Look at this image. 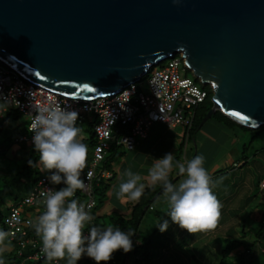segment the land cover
Instances as JSON below:
<instances>
[{"label": "water", "instance_id": "1", "mask_svg": "<svg viewBox=\"0 0 264 264\" xmlns=\"http://www.w3.org/2000/svg\"><path fill=\"white\" fill-rule=\"evenodd\" d=\"M178 54L212 89L200 127L264 126V0H0V62L58 95L115 94Z\"/></svg>", "mask_w": 264, "mask_h": 264}, {"label": "clouds", "instance_id": "2", "mask_svg": "<svg viewBox=\"0 0 264 264\" xmlns=\"http://www.w3.org/2000/svg\"><path fill=\"white\" fill-rule=\"evenodd\" d=\"M125 92L129 94L127 90ZM35 110L28 130L34 133L32 142L38 153V164L52 173L49 177L52 185H64L41 194L45 211L32 225L42 241L41 251L46 259L77 264L86 255L95 264H102L111 260L113 253L120 249L124 253L130 252L133 249L131 237L135 234L131 231L125 232L113 226H92L85 235L86 224L94 219L90 214L92 206L87 205L86 210L84 204L72 198L78 189L86 187L81 174L86 167L88 147L81 140L78 112L67 110L58 102ZM204 159L203 155H196L190 161H176L174 165L173 153H166L155 159L149 169L151 184L163 187V196L169 205L167 215L173 223L191 234L214 230L221 217L222 204L212 191L213 181L203 166ZM29 165H34L31 160ZM174 166L184 177L178 184L169 180ZM123 175L125 179L118 185L117 198L138 201L145 188L141 175L131 168ZM90 177L91 173H88L87 179ZM158 226L161 232L166 231L168 220ZM7 235L0 231V243ZM0 264H4L3 260Z\"/></svg>", "mask_w": 264, "mask_h": 264}, {"label": "built area", "instance_id": "3", "mask_svg": "<svg viewBox=\"0 0 264 264\" xmlns=\"http://www.w3.org/2000/svg\"><path fill=\"white\" fill-rule=\"evenodd\" d=\"M186 70L184 59L178 54L167 63L161 62L148 70L147 94L138 91V80L115 94L86 100L58 95L24 79L17 70L0 62V104L4 106L0 108V118H3L7 106L14 107L26 115L28 134L15 137L14 144L26 143L32 146L34 133L29 132L28 128L38 107L58 102L67 110L78 112V127L92 123L96 141L92 149V159L81 174L86 187L77 190V201L84 204L86 210L87 205H91V214L96 206L94 186L99 179L111 176L108 170L102 169L98 172V168L113 146L122 147L127 151L133 150L136 139L145 138L155 123L168 127L183 126L188 130L191 128L194 108L204 101L207 91L196 83L192 76L187 75ZM88 173H91L90 179H87ZM49 177V174H42L22 201L19 204H11L3 217L4 229L0 231L8 233L6 240L17 243V257L22 258L15 264H24L23 250L29 246L32 252L26 259H46L41 251L42 241L28 236L27 230L32 226L33 217L31 212L24 214V209L34 207L36 211H45L44 196L41 194L47 193L49 189H59L51 184ZM260 187L264 188V181L260 183ZM92 226H85V235ZM84 257L95 264L91 258L86 255ZM53 263L61 264L62 260H54ZM102 264H114V261L109 260Z\"/></svg>", "mask_w": 264, "mask_h": 264}, {"label": "crops", "instance_id": "4", "mask_svg": "<svg viewBox=\"0 0 264 264\" xmlns=\"http://www.w3.org/2000/svg\"><path fill=\"white\" fill-rule=\"evenodd\" d=\"M214 122V124L207 125L206 121L193 132L183 126L168 127L162 123H155L150 127L145 138L136 139L134 149L129 151L131 154L128 158L136 170H141L145 166L150 169L155 159L162 158L166 153H173L174 165L176 161L187 162L196 155H203L205 158L203 166L213 181L212 191L222 204L221 217L214 230L191 234L171 221L167 215L169 212L167 200L163 196V192L158 194L151 204L152 208L148 210H154V203L157 201L169 223L168 230L160 232V235L155 239L156 244L159 245L156 249L158 254L156 257H162V264H185L183 259L186 257L187 247L192 248L197 254V260H204L205 264H215L220 258L222 248L232 239L241 241V245L232 250V255L243 252L246 246L248 247L253 243H255L253 250L257 251V254L263 252V239L255 241L257 237L254 233L250 234L251 229L255 226L253 224L248 225L250 223L248 221L256 220L260 223L264 215V195L261 194L259 199L258 197L250 199L249 196L254 190L256 177L245 174L243 170L238 174L239 163L233 158L235 154H238L237 149L226 153L225 158L220 163H215L212 160V152L222 146L220 142L231 143V138L234 136L233 127H224L220 124L217 126V122ZM118 152H122V150L118 149ZM149 169L145 173V182L142 181L145 188L153 186L150 182ZM108 171L111 174L110 177L115 179V170ZM182 179L184 177L178 174V169L174 166L169 175V180L175 184ZM262 181L264 178L259 177V186ZM260 189L264 190L261 187ZM121 200L126 201L125 203L130 207L131 203L136 202L128 199ZM127 213H130L129 209ZM33 214L34 212L32 216H34ZM38 216L36 215L35 218ZM1 245L2 243H0ZM0 249H3V245Z\"/></svg>", "mask_w": 264, "mask_h": 264}, {"label": "trees", "instance_id": "5", "mask_svg": "<svg viewBox=\"0 0 264 264\" xmlns=\"http://www.w3.org/2000/svg\"><path fill=\"white\" fill-rule=\"evenodd\" d=\"M186 73L187 75L191 74V72L188 69L186 70ZM193 79L195 80L196 83H198L203 89L207 91V97L204 99L202 103L198 104L194 108L192 126L189 129L192 132L195 131L199 127L202 119L204 118L206 113L210 110V108L213 105L212 103L213 93H212L211 87L209 85H202L200 81L195 77H193ZM18 112L19 111L14 107H12V109L10 110V113L17 114ZM8 114L9 112H7V115ZM209 120H214L217 123H220L221 125L225 127H233L234 124H237L242 128H249V127H246L244 125H241L235 122L234 120L230 119L229 117H227L225 114H223L220 111H216L209 118ZM5 122H6V117L4 115L3 118H0V133L3 131ZM92 126H93L92 123H87L88 139L91 140V142L93 143V141L94 140L96 141V139L94 137ZM13 131H14V135L15 134L18 135L21 133V130H18L16 126L13 127ZM13 136L8 138L9 142L5 143L2 146L3 148H0V153H3L5 150H7L8 148L12 146L13 138L15 137ZM82 142L85 143V140H83ZM120 148L121 147H114V146L111 148V150L107 153L105 160L102 161V163L100 164L98 168V172L99 170H102V169L104 170L108 169L111 171L112 162H114L116 158H118L120 155L123 154V152H118V149ZM36 157L37 155L33 154L30 158L26 159V163L21 168L16 169L14 173H12L14 168L7 169L6 171L7 173L5 174L7 175L8 172H10L12 173L11 177H8V176L4 177L0 175V179L3 181L2 183H0V230L4 229L3 217L5 216L8 208L11 206V205L6 206L4 204L5 202L4 197L5 195L8 194L6 189L8 190L9 188H13V186H17L22 182H24L27 185L26 192L24 193L23 196L18 197L17 195H14L12 199L14 201L13 204H19L22 201V199L31 191L32 187L36 184L37 180L42 175L40 174L34 177L31 176L32 172L36 174L38 170L36 166ZM30 160L33 162L34 164L33 166L29 165ZM87 166L88 164L86 165V167ZM46 174L51 175L52 173L48 171V173ZM111 180H113V177H109L108 179L101 178L99 179L97 185L94 186L96 206L91 212V215L94 217V219L88 224H86V227H90L92 225L98 226V227L103 226L97 223V217L99 216L97 210L99 207H101L103 203L108 187L111 184L110 182ZM55 186L57 188L64 187L63 184L55 185ZM162 192H163V187L161 184H156L153 186L146 187L144 188L143 195L141 196V198L138 201L131 203V207H130L131 211H130L129 216L125 217L124 215L119 214V213H116L115 215H110L109 219L112 221L111 224L113 227H119L122 231H125V232L131 231L135 233L131 237L133 241V249L128 253H124L122 249L114 252L113 257L111 259L112 261H114V264H129L131 257L133 259L134 264H162V261H161L162 257L161 256L156 257L158 255L156 252V249L159 245L156 244L155 239L160 235V232H161L159 230L158 225L160 223H163L164 220H166L165 219L166 215H163L164 220L159 221V223H157L155 227L151 229L150 232L146 233L143 236H139V233H138L139 226H140L141 220L144 217L145 212L149 208L150 209L152 208L151 204L153 203L154 198ZM78 195L79 194L76 191L74 197L72 198L78 200ZM26 212H32V213L34 212L33 214L34 216H32L33 217L32 225L36 220L35 216L43 213L42 211H38L36 213V210L34 209V207H25L24 214ZM251 231L254 232V235L257 237L255 240L256 242L258 241V239H263V248H262L263 252L261 254L264 255V215L260 221V225L258 227L252 228ZM27 232H28L29 237L36 238L41 241L40 237L36 235L33 226L29 227ZM2 245L4 246H3L2 251H0V260H3L4 264H15L21 261L22 258L17 257V253L19 250L17 243L5 239L2 242ZM240 245H241L240 240L232 239L228 241L225 244V246L222 248L220 258L215 264H253V259L255 257V252H253L254 251L253 249L255 247L254 246L255 243L251 244L248 247L246 246V249L243 252L232 255L231 254L232 250L239 247ZM31 252H32V249L30 248V246L26 247L23 250V257H24L23 259H25V262H27L28 264H54L53 261H48L47 259H43L41 261H34L31 259H26V257L30 255ZM61 264H66V260H62ZM77 264H92V263L85 260V257L83 256L82 259L77 262Z\"/></svg>", "mask_w": 264, "mask_h": 264}, {"label": "rangeland", "instance_id": "6", "mask_svg": "<svg viewBox=\"0 0 264 264\" xmlns=\"http://www.w3.org/2000/svg\"><path fill=\"white\" fill-rule=\"evenodd\" d=\"M169 59L163 61L162 63H167ZM189 76H192L189 74ZM148 76H143L138 82V91L147 94L148 93V83H147ZM4 106L0 104V108H3ZM12 107L7 106L5 108L4 115L6 117V122L3 128V131L0 133V148H3L2 146L5 143H8L11 136L14 135L13 127L16 126L18 130H21V133L18 135H14L15 137L21 136V135H27L28 132L26 130L27 127V121L28 118L26 115L22 113H10V110ZM7 112L9 114L7 115ZM214 121L207 122V125L214 124ZM220 123H216L218 126ZM220 126H222L220 124ZM205 127V126H204ZM225 127V126H224ZM81 129V140H85V143L88 147V153H87V161L86 165L90 163L92 159V149L95 144V140L93 143L91 140L88 139V132H87V123L79 127ZM234 136L231 138V143H227L226 141H221L222 146L219 149H216L212 152L211 158L215 163L221 162L223 158H225L226 153H230L232 150H238V154H235V157H233L237 162L239 163L238 174L242 172V170L245 172V174L254 175L256 177L255 181V187L253 192L251 193V198L253 197H261V194L264 195V190L260 189V186L258 184V178H264V126L258 128V129H252V128H242L237 124H234L233 126ZM13 136V137H14ZM14 137V138H15ZM14 138H13V144L10 148L5 150L3 153H0V175L4 177H11L12 173L16 171V169L21 168L25 163L26 159L30 158L33 154H36V166L38 168L37 173L31 174V176H38L40 174H46L48 173L47 170H43L42 166L38 164V153H35L34 145H27L26 143H22L19 145L14 144ZM124 154L120 156V158H116L114 162H112L111 168L115 170L116 177L115 179L111 180V184L108 187V190L106 192V196L103 200V203L101 207L98 208L97 212L99 216L97 217V223L102 228H106L108 226H112L111 220L109 219L110 215H115L116 213L122 214L125 217H127L130 213L128 212V209L131 211L130 205L126 204L123 200L117 198V191H118V185L119 183L125 179L124 172L131 168V170L134 173H139L142 177V181L145 182V176L147 169L146 166L142 168L141 170H136L134 165L131 164V161L129 160V156L131 152L126 151L124 148H120ZM194 154V153H193ZM233 160V159H232ZM122 162V164H121ZM245 162V163H244ZM248 162V163H247ZM247 163V164H246ZM125 165V167H124ZM122 167V170H121ZM14 168L12 173L8 172L7 169ZM119 169V170H118ZM124 169V170H123ZM6 175V176H5ZM219 179V178H218ZM3 181L0 179V183ZM179 182L175 183L178 184ZM27 185L22 182L17 186H13V188H9L7 191V195L4 197V204L6 206H9L14 203L12 200L14 195H17L18 197L23 196L26 192ZM111 198V199H110ZM248 200V199H246ZM123 201V202H122ZM245 204V202H244ZM154 210H147L144 214L143 219L141 220L140 226H139V236H143L146 233L150 232L151 229L155 227L159 221L163 220V210H161L160 206L158 205L157 201L154 203ZM250 208V207H249ZM264 210V206H263ZM158 219V220H157ZM154 220V221H153ZM158 221V222H157ZM250 222L248 225H252L255 227H258L260 223L256 220L254 221H248ZM168 230V228H167ZM166 230V231H167ZM165 232V231H164ZM254 232H250V234H253ZM250 239V238H249ZM2 246V245H1ZM0 246V247H1ZM4 246V245H3ZM186 252V257H184L185 264H205L204 260H197L198 258L197 254L194 253V251L189 249ZM253 249V248H252ZM253 251V250H252ZM253 259V264H264V255L263 254H256ZM182 262V261H181ZM24 264H28L25 262ZM129 264H134L132 257L130 258Z\"/></svg>", "mask_w": 264, "mask_h": 264}, {"label": "snow or ice", "instance_id": "7", "mask_svg": "<svg viewBox=\"0 0 264 264\" xmlns=\"http://www.w3.org/2000/svg\"><path fill=\"white\" fill-rule=\"evenodd\" d=\"M89 91H92V89H89Z\"/></svg>", "mask_w": 264, "mask_h": 264}]
</instances>
